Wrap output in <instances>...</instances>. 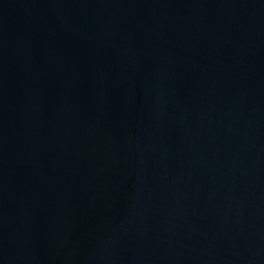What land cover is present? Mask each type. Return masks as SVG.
<instances>
[{
    "label": "water",
    "instance_id": "1",
    "mask_svg": "<svg viewBox=\"0 0 264 264\" xmlns=\"http://www.w3.org/2000/svg\"><path fill=\"white\" fill-rule=\"evenodd\" d=\"M0 264H264V0H0Z\"/></svg>",
    "mask_w": 264,
    "mask_h": 264
}]
</instances>
